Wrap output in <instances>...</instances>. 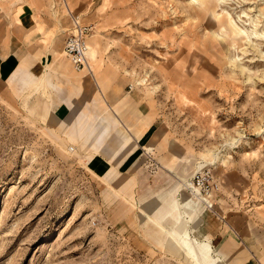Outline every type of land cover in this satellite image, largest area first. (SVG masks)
Listing matches in <instances>:
<instances>
[{
    "label": "rangeland",
    "instance_id": "rangeland-1",
    "mask_svg": "<svg viewBox=\"0 0 264 264\" xmlns=\"http://www.w3.org/2000/svg\"><path fill=\"white\" fill-rule=\"evenodd\" d=\"M7 3L10 10L37 4L43 37L63 40L71 29L55 0ZM71 3L92 27L87 43L98 41L97 58L109 73L103 110L125 97L119 112L106 109L122 122L118 129L132 130L130 122L153 111L166 135L152 151L155 162L145 155L144 175L151 168L174 174L168 180L175 188L178 179L208 168L219 189L204 199L220 218L232 216L225 227L264 264V0ZM67 62L73 74L85 70ZM89 100L84 105L91 108ZM52 108L44 94L0 84V264H192L140 210L138 188L147 183L136 191L107 185V171L93 168L100 153L89 159L87 144L61 140ZM114 143L106 141V153Z\"/></svg>",
    "mask_w": 264,
    "mask_h": 264
},
{
    "label": "crops",
    "instance_id": "crops-1",
    "mask_svg": "<svg viewBox=\"0 0 264 264\" xmlns=\"http://www.w3.org/2000/svg\"><path fill=\"white\" fill-rule=\"evenodd\" d=\"M71 2L55 0L53 5V8L57 5L65 9L70 28L71 16L77 15L73 9L76 7ZM38 7L37 4L31 6L24 3L10 10L7 0H0V84L5 83L11 90L25 87L30 93L44 94L53 104L51 118L59 124L55 134H62L59 136L61 140L77 141V145L87 144L89 159L100 153L96 156L98 164L93 160V168L99 174L107 171L101 177L107 185H131L136 191L138 185L147 183V189L138 188V194L141 192V195L137 198L143 205L140 210L147 215L148 220L167 233L192 264H259L253 261V256L238 234L231 227H225L226 223L229 225L232 221V216L224 220V217L220 218L214 213L212 201H209V207L206 200L200 202L191 194L192 198L184 193L185 189L180 186V182L186 176L178 179V185L174 188L168 180L174 174L170 177V173H158L151 168L147 176L144 175L147 168L145 155L148 153V157L155 162V155L152 156L155 151H152L166 139L165 133L155 127V113L149 111L136 122H130L132 130L124 127V124L122 130L118 129L117 123L122 122L118 118L114 119L106 109L114 108L119 112L128 100L125 97L118 98L103 110L101 88L106 91L110 79L106 67L101 63L103 58H97L98 41L91 40L88 68H83L80 74L71 73L68 58L66 60L61 57L69 31L66 33L60 29L65 33L63 40L58 37L53 41L50 37L52 33L43 37L38 31L42 25L37 18ZM84 13L88 18H95V11ZM39 38L47 42L35 44ZM65 71H68L66 77L69 84L67 82L63 86L60 82L66 80L63 74ZM163 71L161 66L162 74ZM112 87L119 91L118 84ZM88 98L91 108L84 105ZM96 110L102 111L96 113ZM110 138L114 139L116 146L106 153V141ZM63 144L69 152L76 150L74 145L66 144L65 141ZM194 165L196 169L202 167L201 161ZM208 199H213V195ZM166 222H172V225L168 227ZM172 227H175L174 230Z\"/></svg>",
    "mask_w": 264,
    "mask_h": 264
},
{
    "label": "built area",
    "instance_id": "built-area-1",
    "mask_svg": "<svg viewBox=\"0 0 264 264\" xmlns=\"http://www.w3.org/2000/svg\"><path fill=\"white\" fill-rule=\"evenodd\" d=\"M71 24V29L66 36L64 52L72 67L80 71L87 63V39L92 27L90 24L81 22L78 15L71 16ZM190 181L192 188H195L199 196H207L217 189V184L208 168L193 174Z\"/></svg>",
    "mask_w": 264,
    "mask_h": 264
},
{
    "label": "bare ground",
    "instance_id": "bare-ground-1",
    "mask_svg": "<svg viewBox=\"0 0 264 264\" xmlns=\"http://www.w3.org/2000/svg\"><path fill=\"white\" fill-rule=\"evenodd\" d=\"M89 36H88V38H89ZM87 42H88V39H87ZM87 45H88V49H87V52H86V57L88 58V61L86 63L85 68H88V62H89V44L87 43ZM63 53L65 55L64 49H63ZM65 57H66V55H65ZM147 155H148V153H147ZM180 186L182 188H184L185 190L189 191V193L193 196V198H195L196 200H198L200 202H205V199L204 198H208V197H210V196L213 195V193H212V194H209L207 196H199L198 193H197V191L195 190V188H192L190 178H188V179H186L184 181H181L180 182ZM189 187H190V189H189ZM217 187L219 189V185L218 184H217Z\"/></svg>",
    "mask_w": 264,
    "mask_h": 264
}]
</instances>
